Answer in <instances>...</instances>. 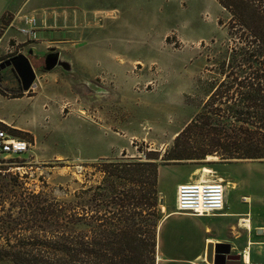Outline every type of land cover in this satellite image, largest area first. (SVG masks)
I'll return each mask as SVG.
<instances>
[{"label": "rangeland", "instance_id": "374dc122", "mask_svg": "<svg viewBox=\"0 0 264 264\" xmlns=\"http://www.w3.org/2000/svg\"><path fill=\"white\" fill-rule=\"evenodd\" d=\"M56 2L67 3L68 10L82 21L88 15L75 30L58 24L44 29L56 31L60 38L73 30L77 33L73 40H77L79 61L63 58L69 69L59 66L44 72L49 48L36 51L38 58L29 56V44L34 41L21 35V20L9 27L14 15L7 13V25L0 23V63L24 54L29 56L37 76L36 87L21 95L20 80L13 68L0 71L1 94L8 98L26 96L13 101L0 95V116L13 119V124L30 132L5 128L32 145L20 157H0V173L10 172L31 190H44L65 200L80 184L101 183L102 164L145 161L146 155L159 152L157 206L139 205L135 199L110 209L118 214V238L128 239L123 254L128 256L133 250L137 256H147L148 264H159L158 226L167 213L175 210L177 186L199 179L200 173H194L203 167L216 171L207 178L232 184L225 187V200L235 201L242 194L249 208H263L264 229V161H233L227 165L218 156L215 160H207L208 156L170 160L168 164L163 160L177 133L200 107L202 96L195 90L196 80L206 74V67L220 54V48L234 46L228 40V14L219 3L29 0L19 15L30 16L34 7L48 9ZM14 80L18 82L16 92L9 87ZM122 187L124 194L131 192L133 185L124 182ZM246 225L250 227L249 221ZM242 247L237 245L239 251ZM235 264H244L241 255Z\"/></svg>", "mask_w": 264, "mask_h": 264}, {"label": "trees", "instance_id": "16d2710c", "mask_svg": "<svg viewBox=\"0 0 264 264\" xmlns=\"http://www.w3.org/2000/svg\"><path fill=\"white\" fill-rule=\"evenodd\" d=\"M216 1L228 14L234 46L220 48L196 80L200 107L166 151V164L209 155L221 163L264 161V0ZM0 23L7 25L4 16ZM160 156L104 163L101 183L80 184L65 200L1 172L0 264H148L133 250L123 254L128 239L118 238V214L110 209L135 199L157 206ZM124 182L133 185L131 192L123 194Z\"/></svg>", "mask_w": 264, "mask_h": 264}, {"label": "crops", "instance_id": "0c3cea01", "mask_svg": "<svg viewBox=\"0 0 264 264\" xmlns=\"http://www.w3.org/2000/svg\"><path fill=\"white\" fill-rule=\"evenodd\" d=\"M28 1L29 0H0V22L1 18L7 13L14 15V21L9 27H12L17 19H20L22 22V17L24 15H19V13L26 10L29 4ZM68 7L69 5L67 3L59 4L56 2L48 9L34 7L30 13L32 12L31 14L33 15V12H38L34 16H36L38 20L39 28L41 27L43 30L45 28L55 27L57 24L59 26H73L75 30L82 25L83 21L88 19V15L84 16L82 21L78 19L76 14L71 13ZM43 30L38 31L37 41L32 40L34 42L29 44V56L38 58L37 52L48 48L50 50L54 48V44L62 60L66 58L71 61H79L77 40H73L74 36L77 34L74 30L70 31L68 34H62L63 38H60V35L56 34V31L50 32ZM44 72L49 71L44 70ZM17 83L14 80L13 83L9 85L13 92L18 91ZM0 95L13 101H21L26 98V96L8 98L7 95L1 93ZM13 123V119L0 116V125L30 132L23 126L19 124L18 126ZM227 163V165H229V163H233V161ZM244 196L245 195L240 194L238 199L232 202L231 200H225V209L223 211L206 216L179 213L176 211L175 205V210L167 213L158 226L156 248L159 264H215L214 261L208 262L207 251L211 244L215 245L217 243H225L231 246L228 259L226 262L219 264H235L236 259L240 255L244 261L245 251L249 252L251 259L250 264H263V208L255 210L254 207L249 208L244 200ZM247 221H249L250 227L246 225ZM237 245L240 247L243 246V249L239 251Z\"/></svg>", "mask_w": 264, "mask_h": 264}, {"label": "built area", "instance_id": "2783aa9c", "mask_svg": "<svg viewBox=\"0 0 264 264\" xmlns=\"http://www.w3.org/2000/svg\"><path fill=\"white\" fill-rule=\"evenodd\" d=\"M20 33L35 40L38 35V20L34 15L22 17ZM36 83V81H35ZM34 83L33 87H36ZM31 88V89H32ZM31 142L11 134L0 126V157H20L29 151ZM225 187L222 179L206 181H186L177 186L176 211L194 216H206L225 209Z\"/></svg>", "mask_w": 264, "mask_h": 264}, {"label": "water", "instance_id": "95a60500", "mask_svg": "<svg viewBox=\"0 0 264 264\" xmlns=\"http://www.w3.org/2000/svg\"><path fill=\"white\" fill-rule=\"evenodd\" d=\"M44 60L45 71H52L59 66L69 69V64L61 59L60 53L55 48L49 50V53L45 56ZM8 67H12L16 72L22 90L28 92L33 87L37 78L35 69L31 64L29 57L24 54H19L0 63V71ZM208 249V262L214 261L215 264H219L226 262L231 251V246L225 243H217L215 245L211 244Z\"/></svg>", "mask_w": 264, "mask_h": 264}, {"label": "bare ground", "instance_id": "6f19581e", "mask_svg": "<svg viewBox=\"0 0 264 264\" xmlns=\"http://www.w3.org/2000/svg\"><path fill=\"white\" fill-rule=\"evenodd\" d=\"M217 159V157L215 156H211L209 155L207 160H215ZM216 171H214L213 169L209 168V167H203L201 170L199 171H196L194 174H198L200 173V177L199 179L197 180H200V181H206V180H212L210 178H207V176H210L212 174H215ZM232 184L230 182L227 183L226 186H231ZM235 189V186L233 185L232 187V190ZM209 254V249L207 251V256ZM251 263V259H250V255H249V252L248 251H245L244 253V264H250Z\"/></svg>", "mask_w": 264, "mask_h": 264}, {"label": "flooded vegetation", "instance_id": "af4514ba", "mask_svg": "<svg viewBox=\"0 0 264 264\" xmlns=\"http://www.w3.org/2000/svg\"><path fill=\"white\" fill-rule=\"evenodd\" d=\"M45 61V60H44ZM2 71V70H1ZM233 261V260H232ZM236 261H237V259H236Z\"/></svg>", "mask_w": 264, "mask_h": 264}]
</instances>
